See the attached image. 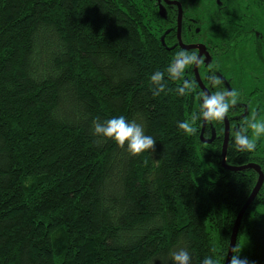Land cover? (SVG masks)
<instances>
[{
    "label": "trees",
    "instance_id": "1",
    "mask_svg": "<svg viewBox=\"0 0 264 264\" xmlns=\"http://www.w3.org/2000/svg\"><path fill=\"white\" fill-rule=\"evenodd\" d=\"M247 1L264 11V0ZM212 14L213 46L231 55L242 32L237 11ZM168 20L174 12L162 17L157 0H0V264H173L179 248L192 264L226 263L259 173L223 166L224 120L206 122L212 143L201 139L203 118L194 135L178 128L199 113L202 92L188 70L168 79L177 52L168 49ZM156 71L165 73L159 96ZM184 79L194 90L181 96ZM235 89L239 97L260 91ZM251 99L246 117L230 116L240 102L231 107L232 124L264 114V99ZM121 115L156 139L154 152L132 156L94 134V118ZM226 159L264 171L263 135L253 152L231 141ZM263 208L264 183L234 252L248 264H264Z\"/></svg>",
    "mask_w": 264,
    "mask_h": 264
},
{
    "label": "flooded vegetation",
    "instance_id": "2",
    "mask_svg": "<svg viewBox=\"0 0 264 264\" xmlns=\"http://www.w3.org/2000/svg\"><path fill=\"white\" fill-rule=\"evenodd\" d=\"M214 1L216 3L215 7L213 4V0H157L159 11L162 17L168 18V10H172L174 12V20L172 22L171 20L167 21L168 25L167 30L165 31V34H168L171 30H174L173 33L175 36V41L171 45H168V49L177 52H179L180 50H186L190 53L195 52L198 57L200 56L202 62L198 65L199 74L202 78L203 83L211 94H214L217 91L224 90H227L229 92H231L232 90L236 91L235 85L239 88L244 87V85L240 86L241 84L239 83V79H243V77H245L243 66H240L236 62L230 65L232 61H235V57H239L240 55V59L246 60L245 65L247 63L250 64L252 62L253 57V60H262V58L264 59V31L261 28V24L258 23L255 14H253L256 9L249 7L247 0ZM197 6H200V9H203L201 10V15H199V13L196 11L200 10L197 8ZM234 9H236L237 11V19L235 20V25L242 29V32L239 33V39L237 38V44L239 46L232 52L233 54L231 55H219L220 52L217 51V48L213 46V41L216 40V36L213 26L211 25L209 20L211 19V16L214 15L212 14L214 11H224L225 13H230V11ZM161 40L162 43L165 44V35L161 37ZM195 44L197 45L196 47L186 48V45ZM200 44H203V47L200 48L198 46ZM202 49L203 52H201ZM200 53L202 54L200 55ZM186 71L188 73V76L192 77L193 80H195V82L199 84L195 73V65L190 66L189 69H186ZM209 76H215L219 78L221 80V84L216 87H213L208 79ZM244 79L246 80L247 78L245 77ZM252 81H254V84H256V81L262 82L259 79L254 78L251 79L250 82ZM257 87L261 91V93L259 91L258 93L253 95L242 94L240 97L237 95V102H240L242 106L240 107V112L238 111L236 113H232V115H230L231 117L237 119L241 117H246L249 114V107L252 106L251 102L253 101V99L251 98H258L259 100L264 99V89H261L259 86ZM200 88L203 96L204 94H206V92L204 89H202L201 86ZM247 99H249V102H247ZM250 112L254 113L253 110H250ZM227 118L229 120L230 125L228 142L229 146V143L231 141H234V131L236 128H238L235 125L237 124L238 120L235 124H232L228 114ZM224 125L225 139V118ZM202 131L204 132V136L201 137L202 141L203 138L209 139L211 137H214V141L216 133L214 131L212 133L210 127L208 131L209 134H207L206 123L204 126V120ZM203 142L212 143L208 141Z\"/></svg>",
    "mask_w": 264,
    "mask_h": 264
},
{
    "label": "clouds",
    "instance_id": "3",
    "mask_svg": "<svg viewBox=\"0 0 264 264\" xmlns=\"http://www.w3.org/2000/svg\"><path fill=\"white\" fill-rule=\"evenodd\" d=\"M200 57L195 52L180 50L176 53L175 58L167 67V75L170 80H179L184 76L185 70L191 65H199ZM209 81L213 87L221 84V80L215 76H209ZM165 73L162 71L154 72L150 81L154 86V96H159L165 92L166 85L164 83ZM194 90L193 83L184 79L182 85L178 86L176 91L179 95L184 96ZM198 114H193L189 120L178 122L177 126L180 130L189 135H194L197 132L195 124L203 118L205 121H223L227 116L231 107H234L237 102V92L217 91L214 94H204ZM94 134L114 140L121 148L126 146L127 151L132 156H138L145 151L155 150L156 139L151 135H146L144 128L136 123V121H128L124 116L113 117L101 122L99 118H94L92 121ZM249 130L252 133L248 135ZM264 135V121H257L255 116L251 120H246L235 131L234 143L238 151L253 152L256 149V139ZM237 249L233 248L232 252ZM241 251V250H240ZM173 264H192V256L186 248H179L171 252ZM200 264H216V261L211 256H206ZM229 264H248L247 258L240 259L239 255H232Z\"/></svg>",
    "mask_w": 264,
    "mask_h": 264
},
{
    "label": "water",
    "instance_id": "4",
    "mask_svg": "<svg viewBox=\"0 0 264 264\" xmlns=\"http://www.w3.org/2000/svg\"><path fill=\"white\" fill-rule=\"evenodd\" d=\"M180 16H181V11H180ZM203 44L198 45L200 48L203 47ZM186 48H191V47H196L197 45H186ZM203 52V49L202 51ZM202 53H200L201 55ZM200 57V56H199ZM195 73H196V77L198 79V82L200 84V86L202 87V89L205 90L206 94L211 95L210 91L206 88L205 84L202 81V78L199 74V70H198V65H195ZM225 121H226V134H225V139L223 142V147H222V156H223V160L222 163L225 167H227L228 169H232V170H244L246 168H254L258 171L259 173V178L258 181L253 189V191L251 192L249 198L247 199L246 203L243 205L242 209L240 210L234 227H233V232H232V236H231V242H230V247H229V251H228V255H227V259H226V263L225 264H229V261L231 259V256L234 254L232 252V249L236 247V242H237V237H238V232H239V227L243 218V215L245 213V211L249 208V206L252 204V202L255 200L256 196L258 195L263 183H264V171L262 170L261 166L257 163L251 162L245 165H240V166H235V165H229L226 163V155H227V150H228V142H229V132H230V125H229V120L227 118V116L225 117ZM206 121L204 120V126H205ZM204 131V130H203ZM202 131L201 133V137L204 136V132ZM214 137H211L209 139H204L203 141H208V142H212Z\"/></svg>",
    "mask_w": 264,
    "mask_h": 264
},
{
    "label": "rangeland",
    "instance_id": "5",
    "mask_svg": "<svg viewBox=\"0 0 264 264\" xmlns=\"http://www.w3.org/2000/svg\"><path fill=\"white\" fill-rule=\"evenodd\" d=\"M255 9H256V11H254L253 14H255L258 23L261 24V28L264 31V11L259 10L258 8H255ZM253 59H254V57L252 58V62L250 64L247 63L245 65L246 60L240 59V55H239V57H235V61H232V63L230 65H232L236 62L240 66L241 65L243 66L244 75L247 79L245 80L244 79L245 77H243V79H239V83L241 84L240 86L244 85V86L249 88L252 84H254V81L250 82L251 79L254 78V79H259L260 81H262V82L256 81V85L259 86L261 89H264V59L263 58H262V60H260V59L253 60ZM241 82H243V83H241ZM257 121H264V114H262L257 119ZM255 139L257 141L259 138H255ZM263 139H264V135H263ZM263 210H264V208H263Z\"/></svg>",
    "mask_w": 264,
    "mask_h": 264
}]
</instances>
